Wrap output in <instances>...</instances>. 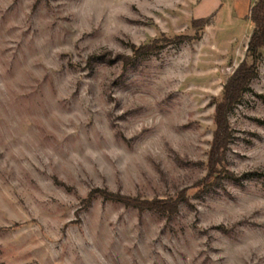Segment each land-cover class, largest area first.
<instances>
[{
	"label": "rangeland",
	"instance_id": "374dc122",
	"mask_svg": "<svg viewBox=\"0 0 264 264\" xmlns=\"http://www.w3.org/2000/svg\"><path fill=\"white\" fill-rule=\"evenodd\" d=\"M254 1L0 0V264H264V46L209 165Z\"/></svg>",
	"mask_w": 264,
	"mask_h": 264
},
{
	"label": "trees",
	"instance_id": "16d2710c",
	"mask_svg": "<svg viewBox=\"0 0 264 264\" xmlns=\"http://www.w3.org/2000/svg\"><path fill=\"white\" fill-rule=\"evenodd\" d=\"M248 16L254 24V27L248 40L245 58L238 64L225 82L222 98L216 105L215 131L209 152V165L211 168L222 160L223 151L230 137V128L226 117L227 110L240 100L243 93L247 90L249 82L255 77L257 72L256 61L260 54V48L264 46V0H255L249 8ZM207 21L208 18L194 19L192 24L201 26V24L205 25ZM185 39H188V37L185 35H177L172 41L178 42ZM149 47L150 46H145L140 49L148 51L147 49H149ZM105 196L123 199L125 203H132V205L139 208L145 207L168 214H173L177 209V200H169L166 202L158 200H139L117 195L114 196L106 192Z\"/></svg>",
	"mask_w": 264,
	"mask_h": 264
}]
</instances>
